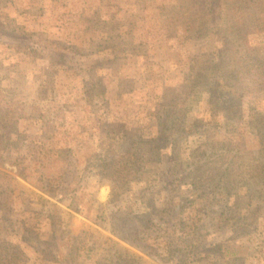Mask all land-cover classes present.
Masks as SVG:
<instances>
[{
	"label": "rangeland",
	"instance_id": "rangeland-1",
	"mask_svg": "<svg viewBox=\"0 0 264 264\" xmlns=\"http://www.w3.org/2000/svg\"><path fill=\"white\" fill-rule=\"evenodd\" d=\"M186 253L264 264V0H0V264Z\"/></svg>",
	"mask_w": 264,
	"mask_h": 264
},
{
	"label": "trees",
	"instance_id": "trees-1",
	"mask_svg": "<svg viewBox=\"0 0 264 264\" xmlns=\"http://www.w3.org/2000/svg\"><path fill=\"white\" fill-rule=\"evenodd\" d=\"M167 227H170L171 229L173 230H176L177 229V225L176 223L175 224H171L170 223V226L167 224ZM168 232V231H167ZM166 232V234L168 235V233ZM180 239V238H179ZM178 239H176L175 237H169L168 236V240H167V253H166V257H171V258H174V251L176 252H180V248L181 246L178 245ZM169 253V255H168ZM180 256L176 257V260H175V264H188V262L191 260V259H194L195 258V255H193L192 253H186V254H179ZM189 260V261H188ZM239 259H234L232 258V262L233 263H239V261H237Z\"/></svg>",
	"mask_w": 264,
	"mask_h": 264
},
{
	"label": "crops",
	"instance_id": "crops-1",
	"mask_svg": "<svg viewBox=\"0 0 264 264\" xmlns=\"http://www.w3.org/2000/svg\"><path fill=\"white\" fill-rule=\"evenodd\" d=\"M229 263V262H228Z\"/></svg>",
	"mask_w": 264,
	"mask_h": 264
}]
</instances>
